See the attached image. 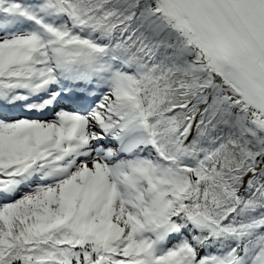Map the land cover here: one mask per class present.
Returning <instances> with one entry per match:
<instances>
[{
  "label": "snow or ice",
  "instance_id": "obj_1",
  "mask_svg": "<svg viewBox=\"0 0 264 264\" xmlns=\"http://www.w3.org/2000/svg\"><path fill=\"white\" fill-rule=\"evenodd\" d=\"M0 264H264V0H0Z\"/></svg>",
  "mask_w": 264,
  "mask_h": 264
}]
</instances>
